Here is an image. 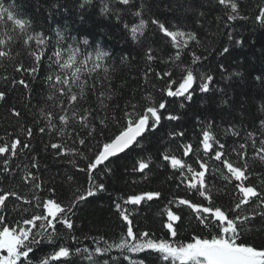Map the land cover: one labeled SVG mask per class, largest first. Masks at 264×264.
Here are the masks:
<instances>
[{
    "label": "trees",
    "instance_id": "trees-1",
    "mask_svg": "<svg viewBox=\"0 0 264 264\" xmlns=\"http://www.w3.org/2000/svg\"><path fill=\"white\" fill-rule=\"evenodd\" d=\"M3 2L5 7L11 6L15 9L14 15L17 18L29 20L35 32L54 36L55 30L66 29L69 37L79 41L87 39L91 46L88 48L89 52L94 49L109 52L110 59L105 63L110 73L108 94L112 99L106 103L110 109L115 108L118 116L121 114L120 110L129 102L136 104L138 110L141 109L148 103L144 97L150 93L156 103L161 99L168 101L166 111L162 110V116L172 114L181 117L177 121L162 119L161 125L154 133H145L146 138H139V146L133 145L126 153L105 162L112 170L110 174L105 175L99 169L93 173L97 183L105 185V190L80 202L75 209L76 215L72 217L74 230L71 234L76 235L79 244L72 241L70 234L65 230L61 231L60 240L57 242L66 243L73 250L77 246L91 250L95 247L93 237H103L110 243L118 241L126 231V222L122 221L115 205L123 204V199L128 196L146 192H160L161 196L142 202L139 206H124L132 213L134 232L148 231L155 238L172 240L165 225L166 210L173 207L183 221L175 240L187 243L194 235L211 238L209 230L193 218L191 209L187 206L176 209L174 205L168 204L169 200L175 198L190 199L193 203L201 202L202 198L187 190L184 185L177 187L179 180L176 178V170L171 168L170 161H165L163 156L175 155L187 163H192L191 156H183V145L191 143L195 152L202 139V131L208 123H212V130L221 142L225 143L226 149L241 141L238 137H225L224 129L235 127L254 130L259 127L260 121L264 119V110H261L264 105V25L256 20V16L264 7V0H235L239 15L246 17L236 21L227 20V15L231 14L230 9L219 5L218 0H133L132 12L142 8V17L146 22L142 30L143 35L138 34L136 39L131 35V27L139 23L140 17L123 11L124 6L120 4H116L120 11L106 14L101 11V0H91L90 4H85V0ZM153 19L165 23L166 27L175 26L170 27V30L179 29L196 34L200 44L192 42L189 49L182 52L180 67H192L194 72L212 74L215 91L200 93L197 89L189 103L182 97H166V94L161 92L166 86L164 80L155 78L152 73H149V82H145L143 50L146 46H151L158 53L159 63L152 62L154 71L163 75L164 71L171 70L173 79L180 76L179 69L172 66L170 59L175 56L177 50L171 47L170 38L164 37V34L158 31L157 25L152 24ZM125 24L129 27L126 28ZM224 47L229 48V52L221 54ZM193 51L197 55L207 56V60L193 64ZM16 53H19V56H16ZM13 56L16 58L12 62H0V91L5 92V99L0 100V145L17 138L30 145L29 149L18 147V156L8 157L10 175L3 173V161L0 159V188L8 192L15 191L23 197L17 200L16 197L9 196L5 201V221L14 227L22 219L30 218L34 211L39 212L25 204V200L32 199L33 196H39L43 200L54 198L58 199V202L67 203L74 196L83 194L89 184L86 174L80 172L79 168L86 167L94 152H88L84 146H80V150L89 160L77 158L74 167L68 160L54 155L55 150L45 147L53 135L47 130L46 133L39 132V127L46 123L39 116L43 97L46 95V85H41L40 78L31 81L29 88L16 83L20 79L29 83V74L25 73L23 68L20 71L16 68L20 64L25 68L30 66L31 58L19 45L16 46ZM124 57L128 59L124 60ZM221 64L224 66L223 74L218 67ZM236 73L239 75H234ZM45 74L42 67L41 77ZM257 77L262 79L258 80ZM89 98L95 105V95L90 93ZM181 103L185 105L183 108L180 107ZM117 105L119 107H116ZM16 112H20L19 117ZM28 129L32 130V137H27ZM180 131L184 132L183 137L170 135ZM105 133L106 136L110 135L107 130ZM81 135H84L83 131ZM59 139L57 136L52 142H58ZM142 159L149 164V168L144 172L134 171ZM246 159L251 173L250 182L259 190L260 182L264 181V161L255 157L251 149ZM230 160L237 163L235 156H231ZM33 163H37L38 167H32ZM209 164L210 171L206 182L215 186L214 204L229 211L231 215L230 210L236 203L234 197L237 192L218 175L211 174V166H219V162L210 160ZM28 172L38 178L40 189H33L31 181L24 179ZM53 188L55 192L48 191ZM203 203L208 206L206 201ZM24 208H28L27 213L23 212ZM248 211L251 212V209ZM242 239L253 246L264 247V220L260 216L251 220L248 230L242 234ZM54 250L47 245L35 249V254H30L33 264H40L41 259ZM111 255H118V251L113 250ZM72 264H87V261L73 258ZM124 264L128 262L125 261ZM147 264L160 262L152 256L147 259Z\"/></svg>",
    "mask_w": 264,
    "mask_h": 264
},
{
    "label": "snow or ice",
    "instance_id": "snow-or-ice-1",
    "mask_svg": "<svg viewBox=\"0 0 264 264\" xmlns=\"http://www.w3.org/2000/svg\"><path fill=\"white\" fill-rule=\"evenodd\" d=\"M101 2L103 13L120 11L116 8V4H120L124 6L123 11L140 17L139 23L131 27V35L133 39H136L138 34L143 35L142 30L146 24L142 17L143 9L132 12L133 0H101ZM90 3L91 0H85V4ZM218 4L230 9L231 14L227 15V20L236 21L246 18L239 15L235 0H218ZM14 12V8L5 7L3 0H0V62L14 61L16 57L13 56V52L19 45L31 58V65L26 68L22 64L17 66V71L23 68L24 72L29 74V83L24 79L16 83L29 88L31 81L40 78L41 85H46L43 106L39 110V116L46 123L39 127V132L46 133L47 130L53 135L45 147L55 150L54 155L68 160L74 167L77 158L89 160L80 150V146H84L88 152H94V156L86 167L79 168L80 172L86 174L89 184L83 194L74 196L67 203L58 202V199L54 198L43 200L39 196H33L32 199L25 200V204L39 212L34 211L30 218L22 219L14 227L9 226L5 221L4 210L7 208L5 201L9 196H14L17 200L23 197L15 191L8 192L0 188V264H33L30 254L34 255V250L42 245L55 250L42 258L40 264H53V262L72 264L73 258H81L87 261V264H124L125 261L128 264H147V259L152 256H155L160 264H264V247L253 246L242 239V234L248 230V224L254 217L260 216L264 220V181L260 182L259 190L250 182L251 173L246 159L251 149L255 157L264 161V119L254 130L235 127L224 129L225 137H238L241 141L234 143L228 149L212 130V123H208L206 129L202 131V139L195 152L191 143L183 145V156H191L192 163H187L175 155L163 156L165 161H170L171 168L176 170V178L179 180L177 187L184 185L187 190L195 192L202 198V201L197 203H193L190 199L175 198L169 200L168 204L174 205L176 209H180L181 206L191 209L193 218L199 225L209 230L211 238L194 235L187 243L175 240L178 228L183 226V221L173 207H168L166 210L165 225L172 240L155 238L148 231L134 232L132 213L124 206H139L142 202L152 201L161 196L160 192H146L128 196L127 199H123V204L115 205L122 221L126 222V231L121 234L118 241L110 243L103 237H93L95 247L91 250L79 246L73 250L66 243L57 242L60 240L61 231L65 230L70 234L69 238L79 244L76 235L71 234L74 230L72 217L76 215L75 209L80 202L105 190V185L97 183L93 173L99 169L105 175L110 174L112 170L105 162L121 153H126V150L133 145L139 146V138H146L145 133H154L161 125L162 119L177 121L181 117L172 114L162 116V110L166 111L168 101L161 99L156 103L150 93L144 97L148 103L141 109L138 110L136 104L129 102L120 110L121 114L118 116L115 108L110 109L106 103L112 99L108 94L110 73L105 63L110 59V53L100 49L89 52L88 48L91 47L89 41L87 39L79 41L67 36L66 29L55 30L54 36L35 32L29 20L17 18ZM256 20L264 25V7L259 11ZM151 22L157 25L158 31L162 32L164 37L170 38L171 47L177 50L175 56L170 59L172 66L179 69L180 76L178 79H173L171 70L164 71L163 75L154 71L152 62L159 63L158 53L151 46H146L143 50L146 65L145 82H149V73H152L155 78L164 80L166 86L161 92L165 93L166 97H182L189 103L197 89L200 93L215 91L212 74L194 72L192 67H180L182 52L188 50L192 42L200 44L196 34L179 29L170 30V27L175 28V26L166 27L165 23L155 19ZM125 27L129 26L125 24ZM228 52L229 48L224 47L221 54ZM191 55L193 64L207 60V56L197 55L195 51L191 52ZM16 56H19V53H16ZM123 59L127 60L128 57ZM42 67L46 74L41 77ZM218 67L223 74L224 66L221 64ZM257 79L262 78L257 77ZM90 93L96 97L95 105L90 102ZM4 99L5 92L0 91V100ZM184 106L181 103L180 107ZM261 110H264V105L261 106ZM15 114L17 117L20 116V112ZM105 130L110 135L106 136ZM32 135V130L28 129L27 137ZM170 135L183 137L184 132ZM57 136L60 138L59 141L52 142ZM18 147L29 149L30 145L22 143L19 138L0 145L4 174H11L8 157L18 156ZM231 156L237 158V163L230 160ZM210 160L219 162V166H211V174L218 175L237 192V196L234 197L236 203L230 210L231 215L229 211L222 210L214 204L215 186H210V182H206V176L210 171ZM193 164L196 166L194 167ZM32 167L36 168L38 164L33 163ZM148 168L149 164L142 159L138 167L133 170L144 172ZM24 179L31 181L33 189L41 188V184L37 183L38 178L32 172H28ZM48 191L55 192V189ZM203 201H206L208 206H205ZM249 208L251 212L248 211ZM23 212L27 213L28 208H24ZM113 250H117L118 255L112 256Z\"/></svg>",
    "mask_w": 264,
    "mask_h": 264
}]
</instances>
